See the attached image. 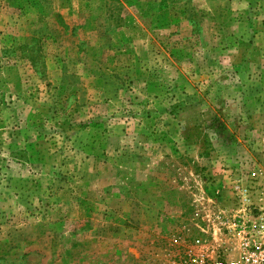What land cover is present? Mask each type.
<instances>
[{"label":"rangeland","instance_id":"374dc122","mask_svg":"<svg viewBox=\"0 0 264 264\" xmlns=\"http://www.w3.org/2000/svg\"><path fill=\"white\" fill-rule=\"evenodd\" d=\"M0 264H264V0H0Z\"/></svg>","mask_w":264,"mask_h":264}]
</instances>
